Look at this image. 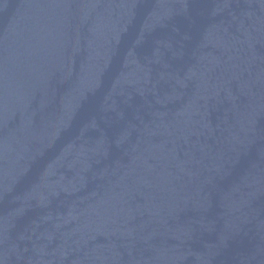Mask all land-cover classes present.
I'll list each match as a JSON object with an SVG mask.
<instances>
[{"label":"water","instance_id":"95a60500","mask_svg":"<svg viewBox=\"0 0 264 264\" xmlns=\"http://www.w3.org/2000/svg\"><path fill=\"white\" fill-rule=\"evenodd\" d=\"M0 264H264V0H0Z\"/></svg>","mask_w":264,"mask_h":264}]
</instances>
